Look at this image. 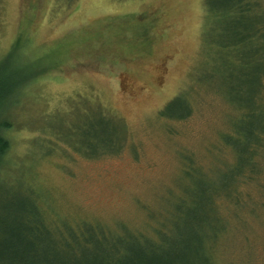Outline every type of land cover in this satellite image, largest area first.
Wrapping results in <instances>:
<instances>
[{
  "label": "rangeland",
  "instance_id": "obj_1",
  "mask_svg": "<svg viewBox=\"0 0 264 264\" xmlns=\"http://www.w3.org/2000/svg\"><path fill=\"white\" fill-rule=\"evenodd\" d=\"M253 1L264 19V0ZM210 4L0 0V60L11 48L16 52L8 65L21 60L14 64L20 72L4 80L20 84L35 76L22 96L12 86L8 101L0 103L12 125L0 165V199L12 195L11 214L34 202L42 224L58 232L87 225L146 238L167 228L166 239L181 243L172 252L157 251L162 259L264 264V151L252 175L244 173L236 184L231 177L235 124L240 109L253 104L264 66L247 64L249 48L239 56L216 45L232 33L226 28L219 36ZM4 72L0 68L2 79ZM91 106L114 121L87 125L78 141L97 137L91 153L119 148L85 158L64 136L69 122L74 128L84 119L72 117L74 111ZM186 166L194 169L192 176L185 175ZM208 184L219 190L235 184L232 196L216 198L220 213L190 208V202L177 210L189 191L200 194ZM208 201L205 194L195 203ZM194 215L216 218L202 231L222 236L215 254L192 244L200 228Z\"/></svg>",
  "mask_w": 264,
  "mask_h": 264
},
{
  "label": "trees",
  "instance_id": "obj_2",
  "mask_svg": "<svg viewBox=\"0 0 264 264\" xmlns=\"http://www.w3.org/2000/svg\"><path fill=\"white\" fill-rule=\"evenodd\" d=\"M205 1L209 5L210 1L213 0ZM219 1L217 4L211 3L209 10H207L209 15H212L213 22L211 24L219 31V36H222L221 34L226 32L227 28L232 33V37L231 40L227 41L228 38L223 35L224 40L216 45L222 49H227V51L236 52L239 56L242 49L249 48L252 54L247 58L249 62L246 63L251 65L258 61L264 66V30L262 28L264 19H258V16L263 13L262 10L260 12L255 11L256 6L253 0ZM11 49L13 51L7 55V58L3 61L0 60V68L6 71L4 72L5 77L0 78L2 79L0 81V103L8 101L12 86L17 91L16 96L18 98L22 96L30 79L35 77H29L26 82L20 84H12L4 80L7 79L8 74L14 75L13 73L20 72V64L17 68L14 64L21 60H13L15 63L12 66L8 65V59L10 58L12 61L16 52L15 49ZM11 61H9L10 64H12ZM261 73L257 76L258 85L254 92L253 104L251 106L245 105L240 109L241 113L234 128L235 137H233L232 146L237 156L231 175L234 177V183L244 173L249 175L254 173L256 159L264 151V103L261 101L264 74ZM1 75L0 73V77ZM174 103L175 101L172 104ZM73 114L72 117L78 115L80 118L81 116L84 118V122L81 119V122H77L79 125L74 126V128L69 122V128L66 131L67 136H64L75 150L82 153L85 158L98 157L103 153L118 150L119 147L117 146L112 151L103 150V152L91 153L89 151L90 146L92 144L95 146L96 142H99L97 137L91 136L90 140L82 139L80 141L76 137L79 130L87 129V125L104 120L114 121L110 115L106 114L100 107L95 106L85 109L79 108ZM2 115L0 113V165L10 150L7 133L12 129L11 122ZM186 169L188 172L185 175L192 176L194 174L192 173L194 169H189L187 166ZM198 179V181H202L200 178ZM235 184L232 186L233 190L223 187L219 190L217 187L208 184L204 190L200 191V194H197L194 188L193 191H189L188 200L179 203L177 210L182 208L185 210L188 202L191 204L190 208L195 205L198 208L209 209L211 212L217 210L216 198L221 195L232 196ZM205 194L209 198L206 204L195 203L196 199L199 200L200 195L203 197ZM11 196V194H7L6 199H0V225H4L2 229L0 226V264H174L176 259L177 263H186L184 259H178L174 255V258L169 260L164 257L162 259L157 254V251L163 249H172L170 250L172 252L181 243V241H168L166 239L167 228H161L157 233L154 232L153 236L146 238L131 234L110 235L87 225L81 227L65 226L61 232H58L56 228L54 230L53 224V226L49 222V226L42 224L41 212L34 202H30V207L27 209L19 206L15 215L11 214L12 208L9 206L15 207V202ZM217 211L219 212V210ZM180 212L177 215L178 221L183 219L184 211L183 213ZM193 218L191 220L197 227H200L199 233L201 234L193 233L192 244L195 243L204 252L207 251L211 255L215 254L222 236L219 238L218 233L206 235L202 231H205L204 227L209 229L216 218L204 219L198 215H194ZM164 252L166 253L165 250ZM168 257L172 258L171 255ZM203 262L207 263L208 261L203 259Z\"/></svg>",
  "mask_w": 264,
  "mask_h": 264
}]
</instances>
